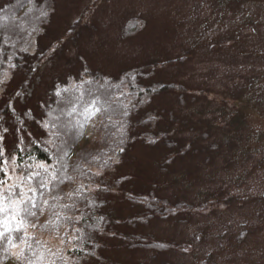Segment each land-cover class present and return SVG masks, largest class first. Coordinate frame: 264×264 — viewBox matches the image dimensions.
I'll list each match as a JSON object with an SVG mask.
<instances>
[{
	"label": "rangeland",
	"instance_id": "1",
	"mask_svg": "<svg viewBox=\"0 0 264 264\" xmlns=\"http://www.w3.org/2000/svg\"><path fill=\"white\" fill-rule=\"evenodd\" d=\"M51 2L30 49L47 50L36 90L57 78L75 84L84 65L109 77L149 66L146 85L174 87L134 103L133 119L155 112L141 129L150 126L154 143H132L107 174L168 202L164 216L119 229L177 247L128 249L109 239L102 255L121 264H264V0ZM11 77L6 90L20 81ZM8 178L20 179L11 166ZM111 194L121 218L144 212Z\"/></svg>",
	"mask_w": 264,
	"mask_h": 264
},
{
	"label": "trees",
	"instance_id": "2",
	"mask_svg": "<svg viewBox=\"0 0 264 264\" xmlns=\"http://www.w3.org/2000/svg\"><path fill=\"white\" fill-rule=\"evenodd\" d=\"M51 1L12 0L0 8V132L8 130L4 143L11 154L3 165L7 175L0 174V264H121L101 253L111 249L109 239L128 249L177 247L119 229L164 216L169 210L161 212L160 205L168 202L151 191L136 194L127 189L128 176L110 181L107 174L113 161L124 160L132 143H154L150 126L141 129L156 114L150 111L133 119L134 103L174 87L146 85L142 78L149 66L126 68L109 77L84 65L75 84L57 78L45 90H36L47 50L30 49L49 23ZM9 76L14 84L17 77L20 81L6 90ZM41 163L50 166L48 173L38 166ZM9 166L20 177L11 185ZM31 173L39 175L29 179ZM112 189L144 212L121 218L112 204ZM178 206L199 210L186 203ZM52 240H58L59 247L51 246Z\"/></svg>",
	"mask_w": 264,
	"mask_h": 264
},
{
	"label": "snow or ice",
	"instance_id": "3",
	"mask_svg": "<svg viewBox=\"0 0 264 264\" xmlns=\"http://www.w3.org/2000/svg\"><path fill=\"white\" fill-rule=\"evenodd\" d=\"M42 15H46V13H42ZM7 129L5 128L2 132H0V174L3 175H7V173L5 172V169L3 167V165L7 164L8 160L5 158L7 156H11L10 153L7 152V149L5 147V134L7 133ZM120 151H123V149H120ZM13 159V161H16L18 159V157H11ZM105 163H108L107 161H105ZM113 163H118V161H113ZM40 168H42L44 170L45 173L49 172V167L50 166H45L43 163H41L40 165H38ZM32 175H39V173H31L29 174V179H31ZM55 176H52L51 179H55ZM3 181H0V184H2ZM47 184H41V187H46ZM29 191H34V189H29ZM3 199V190L0 189V200ZM22 202V201H21ZM44 203L46 204L47 201H44ZM34 207V205H33ZM4 209L3 207H0V212H2ZM31 215H35V213H30ZM77 231H79L77 229ZM3 233H0V236H2Z\"/></svg>",
	"mask_w": 264,
	"mask_h": 264
}]
</instances>
